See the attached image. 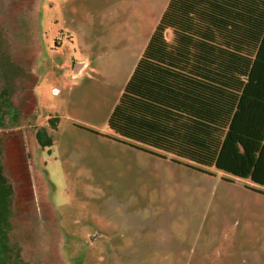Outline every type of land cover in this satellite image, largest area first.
Returning a JSON list of instances; mask_svg holds the SVG:
<instances>
[{
  "label": "rangeland",
  "instance_id": "rangeland-1",
  "mask_svg": "<svg viewBox=\"0 0 264 264\" xmlns=\"http://www.w3.org/2000/svg\"><path fill=\"white\" fill-rule=\"evenodd\" d=\"M167 3L0 0V264H264L260 188L107 126Z\"/></svg>",
  "mask_w": 264,
  "mask_h": 264
},
{
  "label": "trees",
  "instance_id": "trees-1",
  "mask_svg": "<svg viewBox=\"0 0 264 264\" xmlns=\"http://www.w3.org/2000/svg\"><path fill=\"white\" fill-rule=\"evenodd\" d=\"M107 126L264 186V0H168ZM36 136L52 142L44 128Z\"/></svg>",
  "mask_w": 264,
  "mask_h": 264
},
{
  "label": "water",
  "instance_id": "water-1",
  "mask_svg": "<svg viewBox=\"0 0 264 264\" xmlns=\"http://www.w3.org/2000/svg\"><path fill=\"white\" fill-rule=\"evenodd\" d=\"M81 65H80V63H76V65H75V69H74V75H76V74H78L79 73V71H80V69H81Z\"/></svg>",
  "mask_w": 264,
  "mask_h": 264
},
{
  "label": "crops",
  "instance_id": "crops-1",
  "mask_svg": "<svg viewBox=\"0 0 264 264\" xmlns=\"http://www.w3.org/2000/svg\"><path fill=\"white\" fill-rule=\"evenodd\" d=\"M251 183H252V182H251ZM252 184H253V187L260 188L261 191L264 192V186H263V185H258V184H254V183H252Z\"/></svg>",
  "mask_w": 264,
  "mask_h": 264
}]
</instances>
